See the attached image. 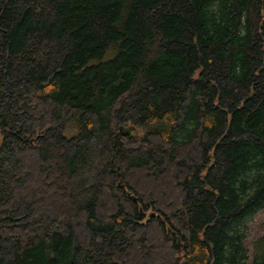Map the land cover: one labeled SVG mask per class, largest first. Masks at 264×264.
Segmentation results:
<instances>
[{"label":"trees","instance_id":"16d2710c","mask_svg":"<svg viewBox=\"0 0 264 264\" xmlns=\"http://www.w3.org/2000/svg\"><path fill=\"white\" fill-rule=\"evenodd\" d=\"M264 0H0V264H264Z\"/></svg>","mask_w":264,"mask_h":264},{"label":"rangeland","instance_id":"374dc122","mask_svg":"<svg viewBox=\"0 0 264 264\" xmlns=\"http://www.w3.org/2000/svg\"><path fill=\"white\" fill-rule=\"evenodd\" d=\"M260 236H264V209L257 211L246 220L245 245L248 252V262L252 261L253 241Z\"/></svg>","mask_w":264,"mask_h":264}]
</instances>
